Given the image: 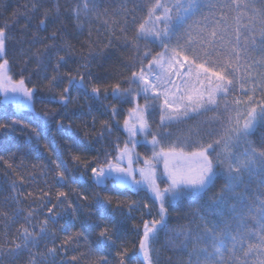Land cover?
Instances as JSON below:
<instances>
[{"label": "snow or ice", "instance_id": "1", "mask_svg": "<svg viewBox=\"0 0 264 264\" xmlns=\"http://www.w3.org/2000/svg\"><path fill=\"white\" fill-rule=\"evenodd\" d=\"M110 2L32 0L0 25V151L8 152L0 166L16 176L0 210V262L27 253L28 264H133L126 221L138 212L136 264H160L161 233L177 264H264V0H124L118 10ZM101 18L107 39L93 40L89 29L77 49L85 23ZM21 19L29 47L16 71L8 48ZM109 63L123 71L113 75ZM69 105L87 107L90 131ZM18 129L26 141L10 149ZM57 137L70 151L55 147ZM25 158L46 161L31 166L43 178L38 194L17 191L37 182ZM126 191L144 195L130 200ZM82 207L87 219L77 227ZM86 232V250L69 257ZM41 242L53 246L41 251Z\"/></svg>", "mask_w": 264, "mask_h": 264}, {"label": "trees", "instance_id": "2", "mask_svg": "<svg viewBox=\"0 0 264 264\" xmlns=\"http://www.w3.org/2000/svg\"><path fill=\"white\" fill-rule=\"evenodd\" d=\"M10 0H0V25H3L5 23H8L10 22L9 21V17L10 15L14 12V11H19V9H16V10H12L14 9L11 8L10 10H7L6 7L8 5ZM119 1H122L121 3L124 2V0H112V2L108 3V7L113 9V10H117V7H118V4H119ZM60 2L63 4L65 3V0H60ZM142 2V0H141ZM6 6V7H5ZM45 7H47V3L45 4ZM127 7L128 8H132L133 5L132 3H128L127 4ZM11 10L13 12H11ZM20 12V11H19ZM137 15H139V13H137ZM217 15H219V13H217ZM121 20H123V15H121L120 17ZM103 22H104V18H101V25H103ZM32 23H34V21H32ZM24 24V20L21 19L20 23L17 24L15 26V28L12 29V35L16 37V42L14 43L13 41H10L9 42V48H8V53H9V57L14 59L16 61V64H17V68L15 69L16 71L19 70V67L22 66L21 65V60H22V51L23 50H26L29 45L25 42V43H20V41H25L27 39V37H25L24 35H21L19 33V29L23 26ZM101 28V27H100ZM30 31V29H29ZM69 31H73V28L72 27H69ZM84 32V31H83ZM40 35L42 36H45L47 33L45 32H40L39 33ZM259 35V33L257 32V36ZM87 36L86 34L84 35H81L80 34V37L78 36L74 41L73 43L76 45L77 49H79V45L81 42H84L86 40ZM94 38V36H92V39ZM118 55L120 56H127V50L125 49H122L120 51V53H118ZM77 60L80 62V59H79V56H77ZM105 68L108 69L109 71H112L113 72V75H115V73L117 71H123V69H120L119 68V65L118 64H112V63H109V64H105ZM35 67V64H31L29 65V69H32ZM51 69H49V72H50ZM60 71H63L62 68L60 69ZM66 71V69H65ZM126 75H130V72H126L125 73ZM234 98V97H233ZM142 102V101H141ZM82 103H84V101H82ZM43 107V105H40L39 103L37 104V108H41ZM54 107V106H52ZM87 108V107H85ZM12 110L9 109V112H11ZM82 111H76V116L79 117L78 120L75 121V124L77 126H79L80 129H83V130H88L90 131L91 129L88 128V129H84V121H87L88 124L90 125L91 124V120L90 118L89 119H82V116H84L83 114H81ZM200 119H204L203 117H201ZM157 120H158V117H157ZM65 124H67V121H65ZM97 125V124H96ZM81 135H83V132L81 131ZM259 137V131H257V133L251 137V139L253 140H257ZM7 140H9L11 143L9 145L10 149H13L17 144H23L25 143L26 141V136H24L21 131L18 129L17 131L15 132H11L9 134V136L7 137ZM45 141H42V143H44ZM34 143V141H33ZM67 143H70V142H67ZM67 143H66V138H59L57 137L56 138V141H55V147L61 151H63L64 153H67L68 151H70V149H68L67 147ZM97 147H99V145H97ZM43 151V150H41ZM137 151H140L142 154H143V149H137ZM0 155H4V156H7L8 155V152L6 151H0ZM21 155L22 154H19L17 155V163H19L20 161V158H21ZM88 155H94V153H91V154H88ZM56 158V154L55 152H53L52 154V157L51 159H55ZM46 161L44 159H41V160H35V159H31V158H25V163L27 164L28 166V171L29 172H34V175L37 176V182L33 183V184H30V185H25V186H22V187H18L17 191L21 192L22 194L26 195L28 192H33V193H36L38 194L39 193V188L40 187H44V183H43V178H41L39 176V173H40V169L39 168H36L35 170L32 169V164H42V163H45ZM68 169H69V174H71V169H72V166H71V161H69L68 163ZM51 175H54V173L50 174L49 176V181H51ZM78 175V173H77ZM13 179H16V176L15 174H11V175H5L4 174V169L2 166H0V210L6 208L7 206L5 205V200H8L9 202H11V199L12 197L15 195V193L12 192V189H11V183H12V180ZM72 188H78L79 186L77 185H71ZM69 186L68 185H65L63 189L61 190H68ZM55 192V189H53V194ZM88 194L91 195L92 194V189H88ZM113 195H118L117 193H113ZM124 196H127L130 200H132V198H134V196L136 195L135 193H133L132 191H126L123 193ZM72 199H76V196L75 195H72L71 197ZM123 198V197H121ZM79 203V201H77ZM31 204V200H27L24 202V204L22 205V207L25 209V212H27L28 208H29V205ZM32 207H36L35 204H32L31 205ZM89 209L87 208H81L80 209V220L76 222L77 224V227L79 226V223L81 221H86V212L88 211ZM181 209H176V210H173L171 212V216L173 217L172 219L169 220V225L174 227L177 225V221L176 219L174 218L176 215H177V212L180 211ZM125 212H127L126 208L124 209ZM134 219H128L126 221V224H127V233H126V240H127V247L129 249V255L133 257V264H136V253H138V247H136V245H138V239L136 237V233L135 231L133 230L134 229V225L139 223V213H133L132 214ZM40 220L44 219V216L41 215L39 217ZM23 218L21 217V220L19 222H17L15 225H12L11 226V232L12 234L14 235L16 233V230L21 226V222H22ZM179 223H184V221H180ZM65 224V221H60L59 224L56 226V232H57V236L59 237V239L57 240V246L60 244V242L64 239V235L65 233L63 231L60 230V227L61 225H64ZM5 229H4V222L3 220H0V237L3 236V233H4ZM73 231V228L71 225H68L67 226V232L70 234L71 232ZM92 235L88 232L85 233V238H82L80 241H79V245L77 244H70L68 247H69V251H68V256H72V255H76V252L72 251V249L74 248H77L79 246V249L81 252L85 251V245H87V243L89 242L88 241V237ZM167 237H165V235L163 233H161V236H160V242H159V246H160V251L159 252V257H160V264H177V261L180 257V254L178 252H175L174 250L172 249H165L163 247L164 245V242L166 241ZM135 242V244H134ZM53 245L50 243V242H41V248L40 250L41 251H44L46 250V247H52ZM62 257L60 255H58L56 257L57 261L59 262V260L61 259ZM66 258V257H65ZM28 260H29V257H28V254L27 253H24L23 256H21V258L19 260H16L14 262V264H28ZM0 264H7V259H5L3 262H0ZM113 264H117L116 261L113 262Z\"/></svg>", "mask_w": 264, "mask_h": 264}, {"label": "rangeland", "instance_id": "3", "mask_svg": "<svg viewBox=\"0 0 264 264\" xmlns=\"http://www.w3.org/2000/svg\"><path fill=\"white\" fill-rule=\"evenodd\" d=\"M31 2H32V0H10L9 3H8V5H7V7H6V6H5V7H6L7 10H10L11 8L14 7V9H12V10L19 9L20 12H23V11H24L23 6L26 5V4H30ZM121 2H122V1H119V4H118V7H117V10L120 8ZM12 10H11V12H13ZM42 10H43V9H42ZM33 21H34L33 25H35V24L38 22V19H34ZM100 23H101V20L97 21L95 24H88V23H85V25H84V32H83L81 35L86 34V36H88L89 29H91V30H92V36H94L93 40H106L107 37L104 36L105 29H104L103 25H101ZM100 27H101V28H100ZM97 30H99V32H100L99 37L97 36ZM34 31H36L35 27L30 28V32H34ZM49 31H51V26H49ZM39 35H40V34H39ZM42 35H43V34H42ZM42 35H40V36H42ZM79 37H80V35H79ZM74 59H75L76 62H79V61L77 60V59H78L77 57H75ZM69 63H70V65H71V67H72L73 69L76 67V63H74L73 61H69ZM105 66H106V65H105ZM65 69H66V68H62L63 71H61V72H64ZM105 69H106V68H105ZM50 72H51V70H50ZM62 86H63V85H61V87H62ZM75 94H76V93H73V95H75ZM81 102H82V101H81ZM69 111H70V112H76V111H81V110H80L79 108H77V107H74V106H72V105H69ZM82 111H83V112H87V108H84ZM81 114H82V112H81ZM89 118H90V117L82 116V119H89ZM72 119H73V121L75 122L76 120L79 119V117L76 116V113H75V115L72 116ZM100 119H106V117H99V118H98V120H97V125H96L97 130H99V127H100V124H99V120H100ZM90 120H91V118H90ZM241 150H243V149H241ZM143 195H144L143 192H141V193H139V194H136V195L134 196V198H132V200H139V199H141V198L143 197ZM126 210H127V209H126ZM136 213L138 214V212H136ZM155 248H156L158 251H160L159 243H157V244L155 245Z\"/></svg>", "mask_w": 264, "mask_h": 264}]
</instances>
